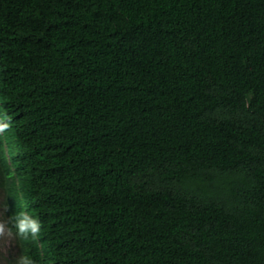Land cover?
Here are the masks:
<instances>
[{
    "label": "trees",
    "instance_id": "trees-1",
    "mask_svg": "<svg viewBox=\"0 0 264 264\" xmlns=\"http://www.w3.org/2000/svg\"><path fill=\"white\" fill-rule=\"evenodd\" d=\"M0 122L7 264H264V0H0Z\"/></svg>",
    "mask_w": 264,
    "mask_h": 264
},
{
    "label": "clouds",
    "instance_id": "clouds-1",
    "mask_svg": "<svg viewBox=\"0 0 264 264\" xmlns=\"http://www.w3.org/2000/svg\"><path fill=\"white\" fill-rule=\"evenodd\" d=\"M9 124L0 122V133L8 129ZM5 209L4 211H6ZM15 230V231H14ZM41 232V223L38 219L30 216L27 212H20L8 217V219L0 220V238L5 236L12 237L15 235L20 239L31 238L35 240ZM16 264H34L26 255L18 257Z\"/></svg>",
    "mask_w": 264,
    "mask_h": 264
},
{
    "label": "rangeland",
    "instance_id": "rangeland-1",
    "mask_svg": "<svg viewBox=\"0 0 264 264\" xmlns=\"http://www.w3.org/2000/svg\"><path fill=\"white\" fill-rule=\"evenodd\" d=\"M1 190H0V202H1ZM2 210L0 209V220L2 219ZM17 247L14 236L0 238V264H7L8 252ZM12 248V249H11ZM11 249V250H10Z\"/></svg>",
    "mask_w": 264,
    "mask_h": 264
}]
</instances>
